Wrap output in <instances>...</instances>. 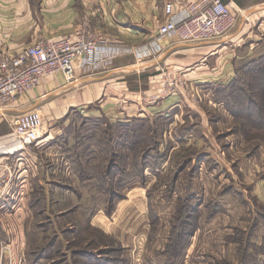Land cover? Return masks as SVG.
Returning <instances> with one entry per match:
<instances>
[{"label":"rangeland","instance_id":"rangeland-1","mask_svg":"<svg viewBox=\"0 0 264 264\" xmlns=\"http://www.w3.org/2000/svg\"><path fill=\"white\" fill-rule=\"evenodd\" d=\"M262 77L254 67L244 81L264 108ZM239 114L244 123L233 129L220 127L217 113L210 135L189 114L170 127L169 118L156 144L163 170L148 165L111 197H92L78 175L63 176L75 152L64 144L61 158L41 153L42 164L31 150L25 206L1 203L11 220L0 225V264H264V112L259 123Z\"/></svg>","mask_w":264,"mask_h":264},{"label":"crops","instance_id":"crops-1","mask_svg":"<svg viewBox=\"0 0 264 264\" xmlns=\"http://www.w3.org/2000/svg\"><path fill=\"white\" fill-rule=\"evenodd\" d=\"M165 1L0 0V56L44 37L75 38L79 30L85 37H102L117 47L98 54L93 64L81 66L75 61L73 79L66 80L61 72L43 76L0 108V209L1 203L25 206L31 192V150L39 152L42 164L41 153L61 158L63 144L64 150L78 146L74 134L88 125L80 124L79 113L100 120L109 131L134 118L172 117L170 127L182 113L198 118L206 135L211 134L217 113L222 117L216 119L220 127L234 125V116L216 98L215 89L226 86L239 67L264 52V0H235L237 21L222 36L189 41L165 36L159 40L162 48L152 51L158 26L166 17ZM176 77L182 84L168 90L165 81ZM31 110L43 118V135L32 147L13 152L12 122ZM66 161L63 176H76L72 158ZM77 183L80 186L79 179ZM21 218L24 224L26 216ZM10 220L0 215L3 230Z\"/></svg>","mask_w":264,"mask_h":264},{"label":"built area","instance_id":"built-area-1","mask_svg":"<svg viewBox=\"0 0 264 264\" xmlns=\"http://www.w3.org/2000/svg\"><path fill=\"white\" fill-rule=\"evenodd\" d=\"M235 0H166L165 19L159 24L150 50L162 48L159 40L176 36L182 41L204 40L224 35L237 21ZM235 8V10H234ZM117 49L102 37L88 38L83 30L75 38H40L17 52L0 56V108L34 87L43 76L61 72L66 80L75 78V61L93 64L98 54ZM182 84L180 77L165 81L168 90ZM43 135V118L31 110L17 115L12 122L11 138L15 150L35 145ZM14 152V151H13ZM8 167L5 166L7 170Z\"/></svg>","mask_w":264,"mask_h":264},{"label":"trees","instance_id":"trees-1","mask_svg":"<svg viewBox=\"0 0 264 264\" xmlns=\"http://www.w3.org/2000/svg\"><path fill=\"white\" fill-rule=\"evenodd\" d=\"M261 63H264V54L239 67L232 81L215 89L216 98L225 104L235 118L233 129L242 127L244 122L239 123V113L243 111L247 112L249 120L255 119L257 123L262 121L259 115L264 112V108L258 105L253 96L256 88L252 87L251 80L244 81L251 75L254 67L258 68L259 74L264 72V68L260 67ZM168 119L161 117L150 121L147 118H134L131 123L119 125L110 131L106 126L103 127L100 120H88V125L74 134L78 146L74 144L69 149L75 151L71 158L73 168L79 176L80 187L88 188L92 197L98 195L95 190L107 191L111 197L115 190H119L118 187L126 185L132 177L142 175L146 166L160 165L165 154L159 151L156 144L162 141V136L158 134L164 129L163 124ZM246 131V137L252 138ZM93 136H97L96 139ZM102 136L111 137V140ZM88 201L87 208L91 210L96 202L93 198Z\"/></svg>","mask_w":264,"mask_h":264},{"label":"bare ground","instance_id":"bare-ground-1","mask_svg":"<svg viewBox=\"0 0 264 264\" xmlns=\"http://www.w3.org/2000/svg\"><path fill=\"white\" fill-rule=\"evenodd\" d=\"M13 151H15V148H14V150Z\"/></svg>","mask_w":264,"mask_h":264}]
</instances>
